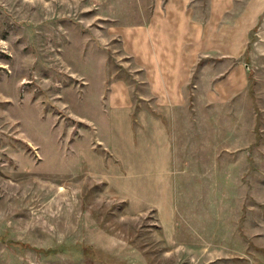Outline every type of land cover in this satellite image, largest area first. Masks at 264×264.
<instances>
[{
    "label": "rangeland",
    "instance_id": "rangeland-1",
    "mask_svg": "<svg viewBox=\"0 0 264 264\" xmlns=\"http://www.w3.org/2000/svg\"><path fill=\"white\" fill-rule=\"evenodd\" d=\"M236 1L238 11L258 3L246 85L230 102H190L177 127L169 120L166 207L154 182L139 189L137 138L121 175L104 169L117 162L112 82L130 84L136 124L124 37L147 0H0V264H264V0Z\"/></svg>",
    "mask_w": 264,
    "mask_h": 264
},
{
    "label": "crops",
    "instance_id": "crops-1",
    "mask_svg": "<svg viewBox=\"0 0 264 264\" xmlns=\"http://www.w3.org/2000/svg\"><path fill=\"white\" fill-rule=\"evenodd\" d=\"M237 4L236 0H147L144 19L124 37L138 70L136 124L130 84L112 82L108 118L117 162L110 161L104 169H118L121 175L120 169L127 167L122 154L137 138L139 159L146 170L138 179L139 189L145 181L154 182L160 205L169 207L172 201L175 159L169 120L177 127L190 102H230L246 85L241 58L259 18L258 3L249 1L240 11ZM211 70L222 74L208 80L205 74ZM152 150L158 155L153 156ZM97 159L104 165V159ZM148 203L146 206L157 208L156 202ZM169 213L171 231L177 233L176 213Z\"/></svg>",
    "mask_w": 264,
    "mask_h": 264
}]
</instances>
